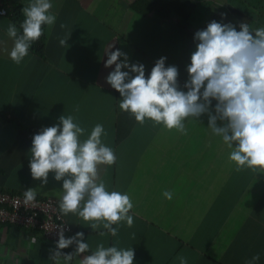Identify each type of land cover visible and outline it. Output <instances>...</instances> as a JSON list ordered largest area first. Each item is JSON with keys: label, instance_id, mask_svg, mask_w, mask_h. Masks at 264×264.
<instances>
[{"label": "crops", "instance_id": "0c3cea01", "mask_svg": "<svg viewBox=\"0 0 264 264\" xmlns=\"http://www.w3.org/2000/svg\"><path fill=\"white\" fill-rule=\"evenodd\" d=\"M16 1L23 7L29 3ZM50 2L56 21L46 25L45 57L29 49L19 65L3 51L11 50L6 29L14 22L0 15V108L39 131L72 115L86 129L81 139L102 124L107 133L102 142L117 159L100 166V178L108 191L127 193L134 205L133 226L121 222L116 237L100 236L106 230L93 231L71 213L63 215L73 228L66 237L83 232L91 250L98 243L132 247L133 264H179L180 255L188 264H247L257 254L255 264H264V173L235 170L231 150L212 134L206 114L185 121L187 135L148 119L139 124L120 110V94L106 81L115 65L105 67L107 52L119 49L129 64H143L147 77L165 57V66L177 67L178 84L187 91L183 85L196 31L213 20L237 31L242 22L253 30L264 27V0ZM138 2L140 9L134 6ZM32 138L24 127L0 119V187L31 188L59 204L63 181L52 172L46 185L31 176ZM165 191L173 193L171 200ZM51 241L38 230L0 222V264H54Z\"/></svg>", "mask_w": 264, "mask_h": 264}, {"label": "clouds", "instance_id": "9594fccd", "mask_svg": "<svg viewBox=\"0 0 264 264\" xmlns=\"http://www.w3.org/2000/svg\"><path fill=\"white\" fill-rule=\"evenodd\" d=\"M52 8L50 0H29L21 9L24 20L19 29L9 23L6 34L12 40V47L3 51L15 64H21L28 56L31 45L43 34L42 26L55 24ZM64 27L62 24L61 28ZM239 28L237 31L231 23L213 20L205 29L196 31L195 51L183 85L187 91L178 84L177 67L165 66V57L156 61L146 77L144 65L129 64L127 55L119 49L107 52L105 67L115 65V68L106 81L120 94V110L134 116L141 125L148 119L154 126L163 125L187 135L185 121L198 120L206 114L212 134L222 138L231 150L228 159L235 163V170L264 173V27L253 30L242 22ZM67 39H60V45L64 46ZM120 57L124 59L121 61ZM85 133L86 129L72 115H61L59 124L41 129L32 138L31 176L46 185L49 173H54L56 181H63L60 213L78 216L93 231L106 230L99 231L100 236L116 237L121 222H126L129 228L133 226V216L129 213L134 205L127 193L108 191L100 178V166L114 165L117 159L113 149L102 142V136L107 135L104 126L96 124L90 135L81 139ZM163 195L168 200L173 198L170 191ZM23 196L25 205L32 204L37 191L29 188ZM58 236L56 250L50 257L54 264L134 262L133 248L119 247L118 242L107 247L98 243L90 251L89 243L83 242V232L65 238L61 229ZM71 245H75L73 252L60 251ZM259 259L257 254L247 264H255ZM177 260L179 264H188L183 255Z\"/></svg>", "mask_w": 264, "mask_h": 264}, {"label": "built area", "instance_id": "2783aa9c", "mask_svg": "<svg viewBox=\"0 0 264 264\" xmlns=\"http://www.w3.org/2000/svg\"><path fill=\"white\" fill-rule=\"evenodd\" d=\"M2 3L3 0H0V15H5V10L1 8ZM200 18L196 20H202ZM23 194L24 191L0 187V222L38 230L49 240H58L61 229L64 230L65 237L73 230L60 213L55 197L37 195L32 204L25 205Z\"/></svg>", "mask_w": 264, "mask_h": 264}, {"label": "trees", "instance_id": "16d2710c", "mask_svg": "<svg viewBox=\"0 0 264 264\" xmlns=\"http://www.w3.org/2000/svg\"><path fill=\"white\" fill-rule=\"evenodd\" d=\"M134 6L136 8L140 9L139 2L135 3ZM1 8H3L5 10V12H6L5 15H7L14 22V24H16L17 28L19 29L20 23L24 20V16H23L22 11H21V9L23 8L22 3H20L16 0H3ZM42 29H43V34L41 35V37L36 42H34L31 45L30 50H32L36 54L40 55L41 57H45L46 40H47V26L46 25L42 26ZM0 119L3 121L12 122V123H15L21 127H24L33 136L35 134L39 133V130H37L35 127L29 126V125L23 123L22 121H20L15 116L4 111L2 108H0ZM65 238H68V237H65ZM57 241L58 240H52L51 241L52 244L55 246V250H56ZM74 249H75V245H71L68 248L62 249L60 251L62 253L67 254V253L73 252ZM90 251H91V249H90ZM89 254H90V252H89Z\"/></svg>", "mask_w": 264, "mask_h": 264}]
</instances>
